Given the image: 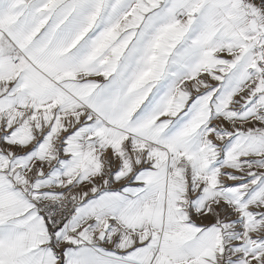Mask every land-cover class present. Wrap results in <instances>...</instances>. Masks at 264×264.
<instances>
[{
	"label": "snow or ice",
	"instance_id": "snow-or-ice-1",
	"mask_svg": "<svg viewBox=\"0 0 264 264\" xmlns=\"http://www.w3.org/2000/svg\"><path fill=\"white\" fill-rule=\"evenodd\" d=\"M0 264H264V0H0Z\"/></svg>",
	"mask_w": 264,
	"mask_h": 264
},
{
	"label": "crops",
	"instance_id": "crops-1",
	"mask_svg": "<svg viewBox=\"0 0 264 264\" xmlns=\"http://www.w3.org/2000/svg\"><path fill=\"white\" fill-rule=\"evenodd\" d=\"M213 83H215V82H213ZM118 187V186H117ZM203 223H208L209 221H207V220H205V221H202Z\"/></svg>",
	"mask_w": 264,
	"mask_h": 264
}]
</instances>
